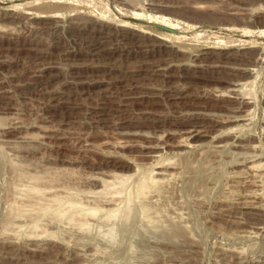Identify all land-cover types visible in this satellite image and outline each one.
Segmentation results:
<instances>
[{
    "label": "rangeland",
    "instance_id": "374dc122",
    "mask_svg": "<svg viewBox=\"0 0 264 264\" xmlns=\"http://www.w3.org/2000/svg\"><path fill=\"white\" fill-rule=\"evenodd\" d=\"M38 1L0 0V264H264V0H62L57 6L43 0L52 3L46 8L58 12L57 18L13 22L5 17ZM133 7L145 15L134 16ZM162 15L167 19L161 21ZM121 20L134 27L119 28ZM192 24L200 28L195 31L199 38L178 35ZM94 27L110 32L98 49L102 56L92 49L104 39L90 31ZM140 27L171 34V46L152 36L145 37L151 44H144L133 29ZM232 38L237 41L231 45ZM169 47L176 52L164 51ZM207 49L238 55L249 51L257 59L248 65L252 75L244 88L252 101L250 114L241 126L228 130L254 139L255 149L249 150L255 152L234 147L225 132L217 136L238 104L210 92L227 86L225 79L242 77L239 68L247 65L241 60L230 64L217 54L206 56ZM159 59L169 64L170 75L150 81L148 68ZM45 77L51 78L48 87L42 82ZM148 82L172 85L184 94L150 88ZM14 114L23 124L16 129L9 126ZM193 124L208 135L193 138L190 147L178 145L177 132ZM149 144L160 151L146 147ZM250 156L262 163L258 172L263 173L255 183L238 164ZM161 161L171 165L172 174L162 181L163 193H151L147 199L153 198L149 202L156 209L157 217L152 214L157 228L141 230L138 221L131 234L112 241L99 236L94 225L83 237L71 235L75 229L69 225V235L64 230L61 240L42 237L38 247L4 230L8 216H13L11 207L29 192L27 185H67L66 194L67 188L74 194L77 189L98 191L103 187H93L92 175L111 178L140 165L135 170L152 165L157 170ZM35 174L40 175L37 181ZM253 187L258 206L237 207L239 194ZM21 191L25 195L19 198ZM81 192L76 195L89 193ZM63 237L67 243L65 238L59 243Z\"/></svg>",
    "mask_w": 264,
    "mask_h": 264
},
{
    "label": "bare ground",
    "instance_id": "6f19581e",
    "mask_svg": "<svg viewBox=\"0 0 264 264\" xmlns=\"http://www.w3.org/2000/svg\"><path fill=\"white\" fill-rule=\"evenodd\" d=\"M41 1L42 2L38 1L39 4H34V3L27 4L26 3V5H24V7L22 6L24 9L21 10L22 11L21 13H13V14H9V16L5 15V17H8L13 22H17V21L19 22V21L24 20L25 18L26 19L27 18L28 19H30V18H34V19L35 18H47V17L48 18L49 17L57 18L59 16L58 12H55V10L54 11L53 10H49L46 7L50 6V4H52L51 2H53V3L55 2L54 4L56 5L57 4L56 2H59V1H62V0H51L50 3H46V1H43V0H41ZM107 11H108V9H107ZM132 13H133L134 16L135 15L136 16L145 15V14H142L141 11H139V9H137V7H133V10H132L131 14ZM5 17H4V19H5ZM161 17H162L161 21H164V20L167 19L166 16L162 15ZM158 18H159V16H158ZM121 21H124V22H119L118 21L116 23V25L119 28H121V29L122 28H126V29L132 28L133 25L129 24L127 20H121ZM134 25H136V24H134ZM174 25H175V23H174ZM73 27H75V26H73ZM194 27L196 28L197 26L192 24V25H190V27L188 29L186 28V30H180L178 32V35H180L179 33H181V34L183 33V34L187 35V37L190 36V38L199 36L200 34L196 33L195 31H197L198 29L200 30V28L195 29ZM174 28H176V27H174ZM133 29L136 30V35L137 36L139 35L141 37L140 40H142L144 42V44H146V45L151 44V42H147L145 37L152 36L155 41L159 42V44L171 46V44L168 43V41L171 38V34L157 33V32H154L152 30H149V29H146V28H141V27L140 28H133ZM92 30L94 32H96V33H100L101 36L100 35L99 36L103 37V38L110 33L108 30L103 29V27H99L98 29L96 27H94L90 31H92ZM174 32L177 33V31H173V33ZM261 32L263 33L264 30L262 29ZM94 37H96V36H94ZM197 38H199V37H197ZM104 40H105V38L103 40H101L100 43L98 42L99 44L96 42V44H98V45L92 47V49L94 51H96V52H97L98 49L100 50L102 48V44L105 43ZM234 40H236V39L232 38L231 40L229 39L228 41L232 45L234 43L233 42ZM93 44L94 43H92L90 45H93ZM141 44H143V43H141ZM138 46H140V45H138ZM253 46L254 45H252L250 47H253ZM142 47H144V46L142 45ZM223 49H222V51H218V52H215L216 50H208L207 49V51H205V55L206 56L207 55H210V56H212V55L214 56L215 55L216 56V54H217L219 56L221 55L222 57L224 56L226 58V62H229L230 64L236 62L237 60H241V61H243V64L245 63V65H247V66H244L243 64H241L244 67L239 68V69H241V71L243 73L242 74L243 76L240 77L239 79L238 78L237 79H233L232 77H230V78L228 77L229 79H225L227 81V83H228L227 86H225V87H212L211 88V91H210L211 94L216 95L217 97L218 96H221V97L223 96V98H224V96H227V97L229 96L232 101H235L238 104V106H237L238 108L236 107L238 110L235 111L236 113L231 112L233 114L230 117H227V119L223 121L227 125V128H224L222 131L220 129L221 133L219 131L220 134H217V136L221 138V136H224V134L226 133L227 136L229 135V137H231L232 141L231 140H228V141L229 142L231 141V143L234 145V147L237 146V147H244L245 148L247 146V150H249V148L251 149L253 147L255 149L254 143L252 142L254 139L250 140V139L240 138L237 135L238 133H236V134L234 133L235 130L232 131L234 133V135H231L230 132H228V130L231 131V129H232L234 124H236V125L240 124V126H241V122L244 121L245 119H247V116L250 114L249 110H250L252 101L247 96L249 94V92H244V88L247 85L250 84L249 83L250 82L249 78L252 75V71H251L252 68L250 67L251 68L250 69L248 67V65L255 63L257 59H256V57L253 56L254 53L252 55H249V53H248L249 51H246V50H245L246 52H244L245 54L244 55L242 54L243 55L242 56V55H238L237 53L236 54H232V52L231 53H227L226 50L224 51L226 53H224ZM99 50H98V52H99ZM176 50L177 49L170 48V47L167 48V50L164 49V51L169 52L168 54H172V52L175 53ZM146 51H148V46L146 47ZM227 51H228V48H227ZM88 52H89V50H88ZM246 53H248V55ZM100 55H101V53H100ZM218 58H220V57H218ZM160 59H162V58H160ZM160 59L157 62L153 61V64L148 68L150 81H151V79H155V77H157V78L159 76H163V77L166 76L167 77V76L170 75V72L167 70V65H169V64L166 65V63L165 64L162 63L163 60H162V62H160ZM220 59H222V58H220ZM166 62H168V60ZM198 65H201V64H198ZM41 71H40V73H41ZM238 71H240V70H238ZM40 73H39V76L42 75V73L41 74ZM229 74L230 75H234L235 73H234V71H229ZM164 79H165V77H164ZM50 80H51V78L48 77L46 79H42V82L45 85H47V87H48V85L51 83ZM156 82L159 83L158 81H156ZM8 84H12V82L11 83L8 82ZM144 84H146V83H144ZM149 84L150 85H148V86L150 88L155 87L157 90L158 89H161L162 91L163 90H165V91L167 90L169 92H172V93L176 94V96H179L180 94H184L183 91H181L179 88L174 87L172 85L171 86L167 85V88H164V86H162L163 85L162 83H161V87L157 86V84H155L153 82H150ZM12 86H14V84ZM137 86H141L142 87V85H140L139 83H137ZM108 87H107V89H108ZM144 87L146 88L147 84L144 85ZM104 91L108 93L109 90H107V91L104 90ZM110 92H111V95H112V91H110ZM200 92H202V91H200ZM188 93H186V94H188ZM41 95L44 97L45 91ZM10 97H13V96H10ZM40 98H41V96H40ZM39 109H41V108H39ZM40 111H37V112L39 113ZM251 111H252V109H251ZM220 121L221 120H219V122ZM11 124L12 125H9V126L12 129H16V128L21 127L23 125L21 123V121H20V117H18L16 115L13 117ZM4 131H6V129L3 130V133H4ZM14 131H16V130H14ZM182 131L183 132H181V133L177 132V135H175L176 138H177L176 142H178V145H187V146L189 145V147L192 144V140H194L193 138H195L197 136L208 135V132L204 128H202L201 126H199L197 124H193V125L187 127L185 130H182ZM1 133H2V131H1ZM216 133H217V131L214 134H216ZM213 136H215V135H213ZM227 136L225 138H229ZM240 136H241V134H240ZM241 137H244V135L241 136ZM218 140H220V139H218ZM194 141H196V140H194ZM220 141H223V139L220 140ZM226 141H224V142H226ZM114 142H118V141H114ZM114 142H110V143L112 144ZM213 143H215V142H213ZM222 143L223 142H221L220 144H222ZM118 144H119V142H118ZM211 145H212V143H211ZM217 145H219V144H217ZM114 146H116V145H114ZM146 147L151 148L153 151H160V150L157 149L158 145L154 146V145L149 144ZM183 147L185 148V146H183ZM216 147H218V146H216ZM257 147H258V145H257ZM245 151H246V148H245ZM252 152H255V151L253 150ZM245 153H247V151ZM243 154H244V152H243ZM245 155H247V154H245ZM257 156H258V153H257ZM162 157H163V155L161 156V158ZM246 158L247 157H245V160L243 159L242 162H238V164L244 166L245 170H244V168H243V170L246 173L245 176L249 180L254 181L258 177H260L262 175V173H263V172L260 173L263 170L258 172V169H259L258 166H260L262 163L261 162H257L255 160H250V159H252L251 156H250V158L248 157V159H246ZM163 160L165 162V161H167V158H165ZM259 160H260V158H259ZM155 162H157V160ZM162 162L163 161H161V164L158 163L157 170H155L156 168L155 169L152 168L153 165L149 169H145L146 171L145 170L144 171L143 170L142 171L135 170L137 168L140 169V167L143 166V165H140L137 168L133 169V170H135L134 172H130V171H133V170H130L129 172L127 171L128 173L126 171H125V173H121V172H115L114 173L113 172L114 175L112 177L110 176L111 178H109L107 176L105 178V177H103V174H102V176H101V174L100 175H92V176L89 175L90 176V182L94 183V186L92 184H90V185H92L93 187H95L96 185H99V186L101 185L103 187V189H99L98 191L97 190L95 191V189L92 190V188H90L91 190L90 189L89 190H83L84 192L86 191V193H88V192L90 193L91 192L90 194L89 193L86 194V195H89L90 197H87L86 195H82L81 197L78 196L79 195L78 193L82 191V190L80 191L79 189H77L78 191L75 190L77 192L76 194H78V195L74 194L73 191L71 189H69V188H67L68 189L67 191L70 190V193H67V194L64 193L66 191V190L64 191V189H66L65 187H67V185H65V184H64L65 186L63 187L60 184H58L59 186L58 185L42 186V185H40L37 182L36 183L34 182L32 184L30 183L31 184V185L29 184L30 186H28V185L26 186L29 189H27V191H26V189L24 190L26 192H28V190H29L28 193H25L26 196L23 197L22 195H25V194H23V192L21 191V194H19L20 195L19 198L23 197L22 201H21V199H19L20 200L19 203L18 202L14 203V205H16L18 203L17 207L13 206V208L15 207L14 209H12V207H11V210H10L11 213H12V210H14L13 211V216H11V218H9L10 216H8V219L6 220V224L4 226L5 227L4 230L5 231H11V233L12 232L15 233V237H17V238L19 236H24L27 240H29V241L25 240V242L30 245V243H29L30 241H31V244H33V243L36 244L37 241L40 238L45 237V236H46L45 238H47L49 236L51 239L54 240L55 238H52V237H54V236H58L59 237V233H61V232H62L61 234H64L63 231L66 230V228H68L69 225L71 227H73V229H75L74 231L71 232V235L72 234L73 235L79 234L82 237H83V234H82L83 231L90 232V229H91L92 225H94L98 229V232H99L98 235L99 236H101L103 239L112 240V241H114L117 238L118 235H121V234L124 235L126 233H130V231L132 230V227L134 229V225L138 221H139L138 224L140 223L139 227L141 228V230L146 229V228H157V224H154V223H156L155 222L156 218H154V216H156V213H155L156 209L153 207L155 209L154 210L152 208V202L151 203L149 202L151 200L153 201V198L151 200H149V201L147 199H148V196L151 193L157 192L156 196H158L159 192H160V188L163 185L162 181L165 179V177L167 178V175L169 176V174H172L171 165L168 166V164H167V166H166V164L164 165V164H162ZM262 162H263V160H262ZM146 165H149V164H146ZM112 171H114V170H112ZM238 171H240V170H238ZM237 172H234V173H237ZM240 172H238V174H240ZM113 173H111V174H113ZM94 174H96V173H94ZM33 175L34 174H32V176ZM237 177H239V175ZM32 178H34V180L37 181V179L40 178V175H36L35 174V176L32 177ZM243 179H244V177H243ZM248 179L245 178V180H248ZM258 180H260V178ZM238 182H239V180H238ZM242 182H244V180ZM254 183H255V181H254ZM55 187L57 189H55ZM60 187H61V189H63V191L61 189H58ZM164 187H166V185L163 186L162 188H164ZM164 190L165 189H163V191ZM257 191L259 192V190H257ZM93 193L95 195H93ZM14 195L15 194H13V196ZM154 195H152V197H154ZM257 195H259V194H257L256 190H254V187H253V189L244 190L242 193L239 194V197H238L239 205H237V207L241 205V207H243V209L244 208L246 209V207H252V206L256 205L255 203L259 202V201H257L258 198H259V197H257ZM16 198L18 199V196H16ZM14 200L15 199L13 197L12 201L14 202ZM12 201H10L9 206L13 205ZM11 202H12V204H11ZM154 205L155 204L153 202V206ZM256 206H258V205H256ZM241 207H239V208H241ZM252 208H254V207H252ZM152 211H154L155 215H154V213L152 214ZM223 211H224V209H223ZM228 212H230V211H228ZM7 224H8V226H7ZM139 227H137V228H139ZM69 229H72V228H69ZM68 230H66L67 234L69 233ZM138 230L139 229H137V231H135V233L136 232L139 233ZM250 230H252V229H250ZM246 231H248V229H246ZM252 232H253V230H252ZM13 233H12V235H13ZM131 233H132V231H131ZM136 234H135V236H136ZM248 235H250V234H248ZM76 236L79 237L78 235H76ZM61 237H62V235H60V237H59L60 240H61ZM73 237H75V236H73ZM64 238L65 237H63L62 241L59 242V243L64 242L63 241ZM56 240H57V237H56ZM65 241L67 243V239ZM57 242H58V240H57ZM38 243L36 245H34V246L38 247ZM26 247L27 248L29 247V249L31 248L30 246H26ZM39 247H41V246H39ZM31 249H35V248H31ZM94 249H98V248L95 247ZM129 249L130 250L134 249V246H133L132 243L129 244ZM8 253H10V252H8Z\"/></svg>",
    "mask_w": 264,
    "mask_h": 264
}]
</instances>
